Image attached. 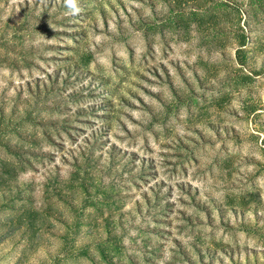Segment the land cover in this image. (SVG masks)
Wrapping results in <instances>:
<instances>
[{
  "label": "rangeland",
  "instance_id": "rangeland-1",
  "mask_svg": "<svg viewBox=\"0 0 264 264\" xmlns=\"http://www.w3.org/2000/svg\"><path fill=\"white\" fill-rule=\"evenodd\" d=\"M0 264H264V0H0Z\"/></svg>",
  "mask_w": 264,
  "mask_h": 264
}]
</instances>
